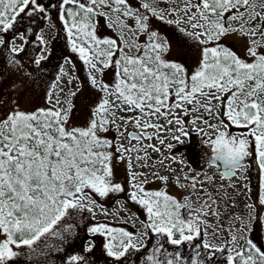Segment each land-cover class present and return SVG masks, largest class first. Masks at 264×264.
<instances>
[{"label": "snow or ice", "instance_id": "6c2138e0", "mask_svg": "<svg viewBox=\"0 0 264 264\" xmlns=\"http://www.w3.org/2000/svg\"><path fill=\"white\" fill-rule=\"evenodd\" d=\"M53 14L93 96L73 124L82 85L63 65L40 103L28 84L5 87L0 72V264H17L25 248L36 253L42 239L66 242L73 211L88 214L87 233L103 237L113 264H264L250 235L264 226V0H0V45L23 52L15 41L33 32L25 24L51 25ZM232 36L243 56L225 43ZM8 63L23 68L15 56ZM193 137L205 152L200 167L190 148L179 151ZM233 192L251 201L246 218ZM109 199L113 212L101 203ZM67 264L90 262L73 254Z\"/></svg>", "mask_w": 264, "mask_h": 264}, {"label": "rangeland", "instance_id": "374dc122", "mask_svg": "<svg viewBox=\"0 0 264 264\" xmlns=\"http://www.w3.org/2000/svg\"><path fill=\"white\" fill-rule=\"evenodd\" d=\"M154 25H156L162 34L168 35L169 38H172V31H166L165 27L167 25H162L158 21H153ZM60 23L55 19V16L53 17L51 25L44 19H41L40 17L36 18L35 24H32L34 32L27 34V40L25 42L16 40L15 43L17 45L23 44L25 50L18 54H12L8 51L7 48H5L3 45H0V72H3L4 76V86L7 87L8 84L11 81H15L18 85L20 84H28L31 86L32 90V96L36 98L37 103H40V96L43 91H46L48 86L52 83V81L55 80L56 76L58 75L60 71V67L63 65L65 67V70L69 71L72 76L79 78V83L82 85L81 91L76 95L75 98H73V102L75 104L74 111L72 113V123L77 124L81 122L85 118V96L88 98V102L90 103L92 100L93 92L90 89L88 83H87V75L84 65L81 61H79L77 54L71 52L69 45L67 44V37L63 30H60L58 27ZM101 24H103V21H101ZM102 31L105 34H109V31L107 28H103ZM36 35H43L44 39L47 41V45H41L38 41L35 40ZM32 38V39H31ZM11 39H9L10 41ZM225 43H227L234 51H236L241 56L244 55V48L242 46V41L237 37H228L226 38ZM11 44H9V47ZM175 46V45H174ZM42 48H46L44 52H41ZM44 55L46 59L42 60L39 65L34 63V60L37 56ZM15 56L16 59L21 61L22 63V70H18L19 66L12 65L8 63L10 59ZM54 57L58 58L59 63L55 66H49L48 61H54ZM65 57L72 60L74 64V68L72 65H68L65 62ZM68 77H64V80H67ZM74 90V89H73ZM68 89H66V92ZM185 148H190V151L186 152V155L188 156V159L192 162L193 166L200 167L199 164H197L194 160L195 158H202L205 156V152L202 149V146H200L197 143L196 137H193L191 145H188L187 143L184 146H181L179 148V151H185ZM251 161L248 160V164H250ZM207 167V166H206ZM205 167V168H206ZM117 173L119 176L125 175V165L123 163L116 165ZM253 172L250 171L249 177L251 180V187L253 189V175L251 174ZM241 186L243 182H240ZM154 185V184H153ZM158 185L155 183L153 188L157 187ZM175 190V189H173ZM176 192V190H175ZM126 194H120L116 198L123 200L125 198ZM233 196L236 199L237 207L234 209V211L238 215H242L245 218L247 217V209L244 208V204L246 202H251L250 200H246V197L244 195H236L235 192H233ZM252 200L256 199V194H253V191L251 193ZM101 203L105 204V207L109 209L110 212L115 211V201L109 199L107 202L101 201ZM131 207V204H130ZM132 211H137L136 207L131 208ZM264 211V210H262ZM140 218L143 219V213H139ZM97 220L103 221L105 220V217L97 211ZM111 223H113L114 226H125L128 227L129 230H134L131 226V224L123 225V224H117V221L112 220L111 217L107 218ZM92 222L91 218L88 216L87 213H81L78 211L71 212L70 216L66 218V223L71 224L73 226L72 234L65 233L66 242L69 240L74 241L76 243H79V241L83 240L81 245L84 246L89 242L93 241L94 238H102V236H96L92 237L90 234L87 233V227L89 223ZM228 221H225V228H227ZM258 226V232L262 230L264 231V226H261L260 224H256ZM139 226L137 225V228ZM261 232V233H262ZM260 233V234H261ZM260 234L258 235V238L260 237ZM261 243H264V234L262 233ZM59 241V242H58ZM54 242H58L57 245H63L65 246L66 242H61L57 238H45L42 239L37 245H36V253L30 252L29 249L25 248L21 250L22 255L17 258V264H36V260H46L47 264H51L52 259L49 251L56 249L52 245ZM262 248H264V245H260ZM52 247V248H51ZM69 255L78 254L74 251L73 246L68 247ZM73 251V252H72ZM40 252L46 253L45 256L40 257L38 254ZM27 255V256H26ZM67 256V258H68ZM23 257H27V260L21 263V259ZM19 260V261H18ZM34 260V261H33Z\"/></svg>", "mask_w": 264, "mask_h": 264}, {"label": "trees", "instance_id": "16d2710c", "mask_svg": "<svg viewBox=\"0 0 264 264\" xmlns=\"http://www.w3.org/2000/svg\"><path fill=\"white\" fill-rule=\"evenodd\" d=\"M44 2L45 3H48V0H44ZM55 16V14H53V17ZM32 27V29H33V26H32V24L31 25H29V24H25V28H27V27ZM57 28H59L60 30H63V27H62V25L61 24H59L58 25V27ZM166 29V31L168 30H170V31H172L171 30V28H170V26H166L165 27ZM33 32H34V29H33ZM29 34V33H28ZM30 35H31V33H30ZM11 36H12V34L11 33H9L5 38L6 39H11ZM30 36H28L27 38H29ZM32 39V38H31ZM59 63V61H58V58H56V57H54V61H48V65L49 66H55V65H57ZM256 229L258 230V226L256 225ZM260 232H262V230L260 231ZM263 234H264V231L262 232ZM257 241V244H259L258 246H260L261 244L262 245H264V243H261L262 241L261 240H263V238H257L256 239ZM59 242V241H58ZM58 242H54V244L52 245V247L54 246H56L55 248L56 249H53V250H51V251H49V253H50V257H51V259H52V262H51V264H67V256L69 255V252H68V247H70V246H73L74 248H70V249H74V251L75 252H77L78 254H80V252L82 251V247H83V244L81 245V243L82 242H79V243H76V242H74L73 240L72 241H70L69 242V240L66 242V244H65V246H63V245H57V243ZM51 247V248H52ZM58 249H63V250H58ZM73 252V251H72ZM27 256V255H26ZM25 260H27V257H23L22 259H21V263L22 262H24ZM19 261V260H18ZM34 261V260H33ZM107 261L109 262V263H111V258H108V259H102L101 260V263H103V264H105V263H107Z\"/></svg>", "mask_w": 264, "mask_h": 264}, {"label": "flooded vegetation", "instance_id": "af4514ba", "mask_svg": "<svg viewBox=\"0 0 264 264\" xmlns=\"http://www.w3.org/2000/svg\"><path fill=\"white\" fill-rule=\"evenodd\" d=\"M204 159V157L202 158H195V162L199 165H201L202 163V160ZM246 163H248V161H246ZM206 167V166H205ZM253 175V194H256L257 193V173L255 171V169H253V172L251 173ZM155 183L158 185L159 182H153V184L155 185ZM151 185V187H153L154 185ZM174 189V188H173ZM173 189H170V191L175 194V190ZM144 218V217H143ZM256 224L254 225V231L252 233H250V235L252 236V238L254 239V242H256L257 238H258V235L257 234H260L258 232V230L256 229ZM262 233L260 234V237L262 238ZM83 240L79 241V242H82ZM153 242H155V238H153ZM92 243L94 244V251L92 253H84L83 251L80 252L81 255H84L88 258L90 264H103L101 263V260L102 259H108L109 257H107L104 253H103V248H102V245H103V237L101 238H94V240L92 241ZM257 243V242H256ZM259 245V244H258ZM84 247V245H83ZM82 247V248H83ZM170 250L171 249V246H170ZM182 251L185 253V255H190V251H189V247L188 246H184ZM135 253H133L132 255V259L135 260ZM217 256L219 257V254H217ZM105 264H113L112 262V259H111V263H109L107 261V263Z\"/></svg>", "mask_w": 264, "mask_h": 264}]
</instances>
